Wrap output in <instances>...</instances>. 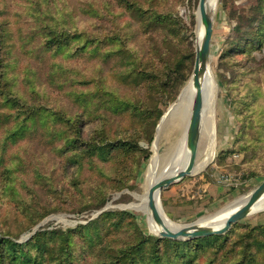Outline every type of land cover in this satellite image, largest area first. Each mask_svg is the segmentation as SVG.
<instances>
[{"label":"rangeland","instance_id":"rangeland-1","mask_svg":"<svg viewBox=\"0 0 264 264\" xmlns=\"http://www.w3.org/2000/svg\"><path fill=\"white\" fill-rule=\"evenodd\" d=\"M138 1L145 8L150 7L157 12L169 11L179 17L183 27L180 37L186 41L185 47L188 49L190 46L196 53L199 0ZM257 2L217 1V11L212 18L213 120L206 124L202 115L193 174L161 192L164 215L177 226L209 222V217L248 199L264 181V45H258L253 50L252 58H236L230 52L234 42L240 39L234 30L238 17L243 11L249 17ZM47 25L90 38L74 41L64 53L55 55L44 49L47 40L44 28ZM127 25L132 26L133 21L119 0H0V35L5 38V43L0 46V73L11 70L10 75H17L14 96L42 104L39 106H45L47 113L60 111L61 118L67 120L82 112L85 117L80 128L86 139L91 138L95 130H102L114 138L118 128L132 131L129 114L108 112L96 118L94 113L90 115L89 112L97 105L84 109L74 93L87 92L100 98L107 92L133 100H137L141 93L128 86L129 78L116 75L127 66L120 64L115 53L109 58L103 57V52L113 48V45L102 46L99 49L102 53L90 51L97 47V43L87 51L77 50L86 40L113 34L116 29ZM139 38L134 47L140 43ZM235 54L241 53L237 51ZM13 63L15 70L11 68ZM247 66H253V69ZM193 70L184 86H180L182 77L173 76L170 81L169 78L162 81L166 82L165 87L169 91L158 98L164 114L156 127L153 142L148 144L136 139L139 151L124 152L122 156L115 155L110 160L88 156L80 158V162L77 158L70 161L66 155L70 152L64 153L59 149L63 144L60 136H52L51 130L39 128L35 122L29 123L21 113L11 116L10 112L15 113V110L2 107L0 96V230L23 243L36 233V228L37 231L68 230L87 225L103 212L113 210L128 212L133 217L128 215L124 220L119 219L122 227L111 238L121 231L123 239L138 235L162 238L150 229L148 212L134 195L144 192L148 168L156 150L162 164L169 152L172 155L179 151L187 118L170 113L179 102ZM11 83L15 80L11 79ZM59 122L54 127L68 125L67 121ZM24 123H28L24 134L10 139V130L16 124ZM238 138L241 139L239 146L247 148L230 154L238 146ZM224 154L228 157L221 165L218 160ZM190 157L191 152L187 166ZM102 198L105 199V206L100 209L94 207ZM42 214L45 217L30 229L32 222ZM235 225L237 227L230 234L231 238H238L249 227L264 226V210L247 215ZM76 248L75 264H94L89 255L92 247L88 243L77 238ZM223 252H207L198 260L201 264H229L237 254V251L231 254Z\"/></svg>","mask_w":264,"mask_h":264},{"label":"trees","instance_id":"trees-1","mask_svg":"<svg viewBox=\"0 0 264 264\" xmlns=\"http://www.w3.org/2000/svg\"><path fill=\"white\" fill-rule=\"evenodd\" d=\"M119 4L132 18L133 25L121 26L113 34L86 40L85 44L78 46L77 51H87L91 45L97 43V47L90 50L97 53L102 46L113 45V48L103 52V57L109 58L115 53L120 64L127 66L116 75L129 78L128 86L134 87L141 94L137 100L107 92L100 98L99 96L96 98L94 94L88 95L87 92H75L74 95L79 103L84 105V109L91 108L92 104L97 105L89 112L90 115L94 113L96 118L108 112L124 115L128 113L133 124L132 131L129 128H118L114 132L116 136L112 138L102 130H95L93 136L86 139L80 128L85 117L82 116V112L75 113L73 118L68 116L70 118L67 120L61 118L60 111L47 113L45 106H39L42 104L35 101L30 103L14 96L13 86L17 83V75H10L11 70L0 73L1 106L14 109L15 113L10 112L11 116H18L21 113L20 115L29 123L35 122L37 127L51 130L52 136H60L63 144L59 149L64 153L70 152L66 154L70 161L77 158L80 162V158L88 156H100L110 160L115 155L122 156L124 152L139 151L136 139L151 144L156 127L164 114V110L159 107V95H165L169 91V88L165 87L166 82L162 81L168 78L170 81L173 76L182 77L180 86H184L195 64V51L190 46L187 49L186 41L180 37L183 27L179 17H175L169 11L157 12L150 7L145 8L138 0H119ZM243 12L234 28L240 39L234 42L230 52H233L232 56L236 58L244 56L252 58L253 50L258 48V45H264V0H258L252 7L249 17L245 15L246 11ZM129 27L133 31L131 29L127 32L126 29ZM44 30H47L44 49L55 55L64 53L72 42L88 37L77 32L57 30V26L52 25H47ZM138 37L140 43L134 47ZM4 40V36L0 35V46L5 43ZM237 51L241 54H235ZM11 68L15 70L14 63ZM247 68L253 69V66ZM170 71L171 75L168 76ZM254 74L255 70L252 72L253 76ZM11 79L15 80V83H11ZM255 97L257 98V94ZM174 98L175 95L172 100ZM59 120L61 123L67 121L68 125L63 128L54 127L60 123ZM27 128L28 123L16 124L10 130L12 132L10 139L21 137ZM239 138L243 140V136ZM239 138L238 146L230 154L246 150L247 146H239L241 143ZM226 157L228 154H224L218 163L224 164ZM105 203V199L102 198L94 207L103 208ZM128 215L133 217L128 212L108 210L87 225H79L68 230L39 229L23 243L17 242V238L6 231L0 230V264H75L77 238L92 247L89 255L92 256L94 264H201L198 259L202 254L222 251H225L223 252L225 254L237 251L229 264H264V226L249 227L238 237L239 239L230 237L237 227L235 224L225 235L216 234L187 241L145 235L123 239L122 231L111 238L116 230L122 227L119 219L124 220ZM44 217L42 214L34 220L30 229Z\"/></svg>","mask_w":264,"mask_h":264},{"label":"water","instance_id":"water-1","mask_svg":"<svg viewBox=\"0 0 264 264\" xmlns=\"http://www.w3.org/2000/svg\"><path fill=\"white\" fill-rule=\"evenodd\" d=\"M208 0H199L197 19L200 21L203 29L202 43L196 48V60L193 70V83L197 88V93L194 99L192 112L190 114L187 127L185 130L187 145L190 148L191 157L187 168L175 175L158 180L151 186L148 192L149 203L148 207L151 211L153 220L161 226L162 230L159 233L160 237L173 240H191L195 238L207 237L211 235H221L229 231L233 224L244 219L250 214L252 207L264 196V181L250 194L247 202L238 206L235 209L229 206L225 210L217 213L214 216L209 217L208 221H215L221 215L225 214L228 210H232L224 223L219 226H204L201 222H195L177 230L169 229L164 220L163 214H165L161 204V192L169 188L172 184H175L185 177L193 174L199 147V141L201 136V122L203 114V93L202 83L204 75L209 67H211L212 61V39H213V25L214 20L207 17L205 13V6ZM163 120V118H162ZM234 209V210H233ZM38 228L35 229L37 231Z\"/></svg>","mask_w":264,"mask_h":264},{"label":"bare ground","instance_id":"bare-ground-1","mask_svg":"<svg viewBox=\"0 0 264 264\" xmlns=\"http://www.w3.org/2000/svg\"><path fill=\"white\" fill-rule=\"evenodd\" d=\"M217 1L218 0H208L206 6H205V13L208 18L212 19L215 12L217 11ZM203 29L201 27L200 21L198 20L197 25V47H199L202 43L203 38ZM215 90V77L213 74V71L211 67H209L204 75L203 83H202V93H203V100H204V106H203V116L205 119L206 124H209L208 122L213 120V94ZM197 93V88L195 87L193 83V79H190V81L186 84L183 93L180 97L179 102L176 104V106L173 107V110L171 111L170 115L174 116H185L187 118V123L190 117V114L192 112V107L194 103V99ZM211 130V129H210ZM209 130V132H210ZM213 132V128H212ZM211 144L209 145V147ZM190 148L187 145L186 141V133L184 132L181 144L179 146V151H175L172 155H167V159L165 160L164 164L160 162V157L158 154V150L155 151L154 156L152 157L150 161V165L148 168L147 173V180L144 185V192L142 194H135L136 201H139L141 203V206L148 212V219L150 224V229L155 232V234H159L162 230L161 226L156 224V222L153 220L151 211L148 207L149 203V197L148 192L149 189L153 184H155L158 180H161L163 178L175 175L187 168V160L189 156ZM248 199H243L239 202L238 206H242L247 202ZM236 206V207H238ZM234 207V209L236 208ZM233 209V210H234ZM264 210V196L252 207L250 214L253 212H259ZM232 212V210L228 211L224 216L219 217L215 221H209L202 223L204 226H221L226 218L229 216V214ZM163 220L166 224V226L171 230H177L181 228L180 226H177L175 223L171 222L168 218L165 217L163 214Z\"/></svg>","mask_w":264,"mask_h":264}]
</instances>
